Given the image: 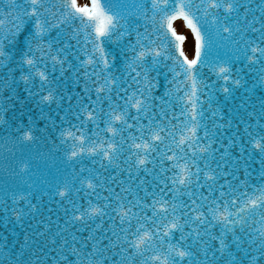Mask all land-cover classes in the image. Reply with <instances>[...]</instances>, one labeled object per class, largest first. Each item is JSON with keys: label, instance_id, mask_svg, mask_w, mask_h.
Segmentation results:
<instances>
[{"label": "snow or ice", "instance_id": "6c2138e0", "mask_svg": "<svg viewBox=\"0 0 264 264\" xmlns=\"http://www.w3.org/2000/svg\"><path fill=\"white\" fill-rule=\"evenodd\" d=\"M0 4L8 79L15 85L19 76L25 100L39 95V104H56L60 123L47 117L51 126L42 131L66 160L91 158L103 170L73 169L72 180L56 185L67 219L50 241L55 264H264V0ZM237 61L255 75L245 78ZM66 82L71 87L61 90ZM240 89L262 92L261 115L255 126L238 123L224 144L221 132L232 121L214 94L227 101ZM7 111L0 105V126L9 125ZM13 126L0 148L4 171L18 176L31 160L10 157L37 137L31 124ZM257 156L255 180L248 162ZM109 169L118 174L104 176ZM5 196V223L20 225L25 238L17 250L4 237L0 264H33V237H46L29 232L26 217L37 205L23 191ZM80 229L88 235L79 238Z\"/></svg>", "mask_w": 264, "mask_h": 264}, {"label": "water", "instance_id": "95a60500", "mask_svg": "<svg viewBox=\"0 0 264 264\" xmlns=\"http://www.w3.org/2000/svg\"><path fill=\"white\" fill-rule=\"evenodd\" d=\"M0 7H2V4H0ZM19 58V57H17ZM236 68H244V71L246 69V67H244V65H242L240 62H236L235 64ZM3 78H7L8 76L6 75V69L3 67L0 69V80ZM2 83V82H0ZM37 87H38V83H37ZM10 88V85H8L7 90ZM8 92L10 93V91L8 90ZM7 92V93H8ZM6 94V91L3 90V86L0 87V97L4 96ZM258 102L253 103V105H255V107H253V105L249 102L245 101V97H236L233 99L229 100V104L230 107L228 108H223L220 105V110L221 111H227V113L225 114V119L226 120H231L232 122H238L239 119H241L244 116V113H240V108L245 107L246 111H253V114L256 118L260 117V103L259 100L256 99ZM13 104H16V107L13 108ZM215 105V104H214ZM24 111H36V108L31 104L27 107H20L18 104V101L16 99H13L11 104H10V111H7V115L12 117L11 120H9V123L12 124V126L16 123H24V122H34L35 119L33 117L32 114L26 115L24 113ZM43 111H49L45 108H43ZM23 112V117L21 118V113ZM29 117H31V119H29ZM221 123H223V121H221ZM14 127V126H13ZM241 130L243 129L242 127H240ZM236 126H233L231 128H226L223 129L221 132V138L224 144H227L228 140L231 138V136L233 135V133H236ZM217 146V145H215ZM219 146V145H218ZM239 154V153H238ZM250 167H249V171L251 172L252 178L255 180H258V173H257V169H259V165H260V158L259 156H257L254 160H251L248 162ZM241 164V171L243 170V161H240ZM90 169H93L95 171L94 168L89 167ZM238 175V173H237ZM149 181H151L149 179ZM16 249H18V245L16 246Z\"/></svg>", "mask_w": 264, "mask_h": 264}]
</instances>
